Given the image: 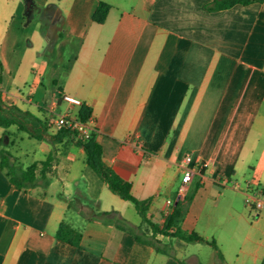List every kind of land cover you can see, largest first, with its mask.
<instances>
[{"label": "crops", "instance_id": "obj_1", "mask_svg": "<svg viewBox=\"0 0 264 264\" xmlns=\"http://www.w3.org/2000/svg\"><path fill=\"white\" fill-rule=\"evenodd\" d=\"M100 1L110 8L97 23ZM211 1L28 0L24 14L22 0L0 4L1 102L51 130L38 139L33 186L17 188L0 165V264H264V211L247 194L264 193V2ZM64 93L90 107L104 163L168 234L109 188L75 137L54 140L51 120L79 107ZM186 155L208 165L182 191ZM99 210L116 211L125 229ZM63 221L81 231L80 246L56 237Z\"/></svg>", "mask_w": 264, "mask_h": 264}, {"label": "trees", "instance_id": "obj_2", "mask_svg": "<svg viewBox=\"0 0 264 264\" xmlns=\"http://www.w3.org/2000/svg\"><path fill=\"white\" fill-rule=\"evenodd\" d=\"M252 2H264V0H212L210 4H208V8L210 10H221L229 8L235 4L246 5ZM109 8L110 5L108 3L100 1L93 13V21L102 23L106 18ZM2 69L3 65L0 60V83L2 80ZM77 114L82 119H86L88 115H90V107L82 103L78 107ZM20 116L26 117V119H22ZM12 123H16L19 129L27 131L31 137H35L37 139L43 138V133L46 129V123L43 122L38 116L29 111H22L16 106L4 105L0 99V125L7 127ZM28 123L31 125V127L27 126ZM63 136H70L73 138L74 133L66 127H61L58 129L53 138L54 140H59ZM76 141L83 147L88 165L107 182L109 188L114 193L120 195L123 199L131 201L134 204L137 212L145 221L149 223L154 232L168 234V231L165 227H162L161 225L154 223L147 218L146 212L148 208V200H141L135 197L131 192V184L120 177L112 168L104 163L102 159L101 146L96 141L94 132L89 138L85 140L78 139ZM10 156L11 154L7 149H0V165L2 168L6 169V173L9 176L11 182L17 188L33 186L37 181L36 170L38 168V164L33 162L26 168L17 167L14 163L11 162ZM52 159L53 153L51 152L48 154L46 159L41 162L40 171L43 175L50 166ZM95 217L106 222H113L120 229H125V227L122 226L121 223L124 221L121 217H118L116 211L108 212L99 210L96 212ZM174 234L187 241H204V238L195 231L183 232L177 230ZM56 237L72 245L80 246L82 234L81 231L75 229L70 224L63 221L57 228Z\"/></svg>", "mask_w": 264, "mask_h": 264}, {"label": "built area", "instance_id": "obj_3", "mask_svg": "<svg viewBox=\"0 0 264 264\" xmlns=\"http://www.w3.org/2000/svg\"><path fill=\"white\" fill-rule=\"evenodd\" d=\"M62 100L73 106H80L82 104L81 99L73 95L64 93L61 96ZM51 126L55 129L66 127L73 131L75 139L85 140L91 136L94 132L93 118L88 115L86 119H82L77 112L71 113L69 110L58 114L54 119L51 120ZM191 156L186 155L183 162L180 164L182 170V185L180 189L183 191L188 182H190L196 173H201L203 168L208 165L207 161H196L191 163ZM249 196V203L261 211H264V193L261 191H247Z\"/></svg>", "mask_w": 264, "mask_h": 264}, {"label": "rangeland", "instance_id": "obj_4", "mask_svg": "<svg viewBox=\"0 0 264 264\" xmlns=\"http://www.w3.org/2000/svg\"><path fill=\"white\" fill-rule=\"evenodd\" d=\"M4 0L0 1V4H3ZM26 2L28 0H22L23 5H26ZM25 9L22 10V14H24ZM27 20V18H26ZM26 46V41L23 40L19 47L20 51L23 50V48ZM52 60V59H51ZM49 78H46V81L44 82L46 86L49 85L48 82ZM27 88V85H25ZM22 119H26V117L20 116ZM29 124V123H28ZM47 124V123H46ZM46 130L48 133L51 131L49 127H46ZM2 133H3V139L0 142V146L4 149H7L13 156L16 158V163L22 165L23 167L28 166L31 164L34 160L39 158L41 156V152H39V142L38 139L35 137L28 136L27 131L23 129H19L18 125L16 123H12L7 127L2 126ZM81 158V157H80ZM79 162V161H78ZM79 164L81 165V159ZM75 169L79 170V166L75 167ZM74 174V171L72 172V175ZM72 175H62L66 177L68 180L71 179ZM80 188H85V183L83 182L80 184ZM67 189L70 190V193L72 194L75 185L72 183L67 187ZM62 191V184L60 182H55L51 187L48 193L53 195L55 198L58 197V192ZM72 205H76V198L72 199ZM195 245V244H194Z\"/></svg>", "mask_w": 264, "mask_h": 264}, {"label": "water", "instance_id": "obj_5", "mask_svg": "<svg viewBox=\"0 0 264 264\" xmlns=\"http://www.w3.org/2000/svg\"><path fill=\"white\" fill-rule=\"evenodd\" d=\"M29 9H30V4H29V2H26V5H25V12H27Z\"/></svg>", "mask_w": 264, "mask_h": 264}]
</instances>
